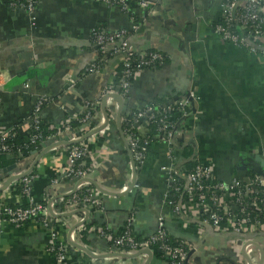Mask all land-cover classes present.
I'll list each match as a JSON object with an SVG mask.
<instances>
[{
    "label": "crops",
    "instance_id": "0c3cea01",
    "mask_svg": "<svg viewBox=\"0 0 264 264\" xmlns=\"http://www.w3.org/2000/svg\"><path fill=\"white\" fill-rule=\"evenodd\" d=\"M129 1L131 8L138 10L139 0ZM151 1L157 3L155 12L143 19L141 32L131 42L137 52L157 51L171 62L162 69L144 71L135 80L130 106L138 110L155 99L194 92L199 98L195 106L201 111L196 134L205 147L203 160H212L219 177L229 178L234 158L264 154V51L239 49L214 35L212 26L220 15L222 0ZM12 2L0 0V127L25 121L37 96L51 95L54 100L43 113V123L51 129H61L66 117L81 114L85 101L96 99L112 86L122 62V58L113 59L99 74L84 75L87 66L98 57L91 40L92 30L102 27L113 32L129 29L131 23L119 8L92 0H37L34 19L26 11L12 7ZM62 106L66 111L61 110ZM107 106L115 107L117 112V103L111 100ZM113 128L116 131L111 129L107 139L92 137L86 141L91 162L96 166L93 177L105 187L118 179L127 184L133 176L129 156L118 145L121 137L117 126ZM61 139L66 141L67 136ZM152 149L158 156L149 162L147 171L138 173L142 192L136 202L133 194L109 197L105 200L106 211L93 209L88 222L78 230L91 226L90 229L108 227L119 232L126 226L134 203L138 212L135 234L143 237L156 229L157 219L164 211L159 166L166 161L167 152L158 143ZM68 164V158L56 154L55 149L41 158L33 170L38 174L32 184L37 201L49 193L60 195L73 190L72 181L49 187L53 177L64 173ZM0 199L11 201L9 189L0 193ZM81 217L77 213L62 219L65 225L59 233L60 240L67 242L68 230ZM175 221L167 216L173 239L197 241L195 230L187 227L188 223L197 224L195 217L183 223ZM205 230L207 236L191 264H217L221 252L232 249L231 240L210 228ZM80 239L91 252L108 249L90 233ZM49 240V231L39 222L23 227L4 225L0 230V264H61L47 251ZM77 253L85 264L90 262L87 253L76 250ZM103 257L94 264H109L111 258ZM142 263L136 259L125 262ZM151 264L169 263L157 254Z\"/></svg>",
    "mask_w": 264,
    "mask_h": 264
},
{
    "label": "built area",
    "instance_id": "2783aa9c",
    "mask_svg": "<svg viewBox=\"0 0 264 264\" xmlns=\"http://www.w3.org/2000/svg\"><path fill=\"white\" fill-rule=\"evenodd\" d=\"M92 1L109 8H119L128 16L131 27L113 32L102 27L92 30L91 40L97 48L98 57L87 66L84 75H97L101 68L111 60L122 58V62H120L124 66L122 77L118 82L114 77L112 86L101 91L96 99L85 101L81 114L66 117L61 129H51L43 123V113L54 100L51 95L37 96L33 109L25 121L16 123L9 128L0 127L1 154L10 156L18 153L17 155L21 157L22 151H14L7 143L18 137L23 138L26 144L41 147L39 152L32 153L29 158L14 164L13 166L16 168L12 172L0 171V188L8 178L26 174L24 178L9 186L11 201L6 202L0 199V230L4 225L23 227L29 222H39L50 234L47 251L58 262L61 264H85L83 257L79 256L80 253L76 254L77 249L73 248L68 241L60 240L59 233L65 224L62 219H56V217L83 210L82 217L78 222L82 223L85 220L86 211L89 213V220L93 209L106 211L105 200L113 197L102 194L89 183V180L97 181L93 177L96 166L91 162V153L86 143L88 139L76 145H58L53 148L56 150V154H64L68 158L69 164L64 173L56 174L53 177L49 187L53 188L62 181H72L73 190L60 195L49 193L44 199L37 201L33 196L32 184L38 178V174L35 171L31 173L29 171L40 153L52 145L62 142H77L87 134L100 129L102 130L90 138L107 139L111 129L116 126L117 112L115 107H107L109 118L106 121L100 104L104 96L118 94L124 101L122 124L131 118L129 121L134 125V129L130 130H135L138 134V136L133 134L127 136L128 131L124 132L138 173L148 170L146 163L149 161V157L147 153H144L143 147L151 146L147 139L149 126L153 122H157L160 127L158 144L162 145L167 152L166 161L159 166L164 183L161 193L164 211L157 219L156 229L143 237L137 236L133 229L138 215L137 205L134 203V208L129 211L130 215L122 234L113 232L112 228L108 227H93L89 232L86 229L78 230L80 229L78 228L70 235V240L82 245L80 238H85L86 233H90L99 243L103 242L104 246L108 247L101 253L92 252L96 257L109 254L136 256L144 250H149L152 254L149 264L157 254H161L169 264H191L193 255L198 252L201 243L207 236L205 229L210 228L213 233L215 232L226 240H231L233 245L232 249L221 252L217 264H261L262 262L264 264L260 251L264 250V173L259 174L253 170V168H261L264 172V154H249L243 158L239 155L234 158V161L231 162L233 171L229 178L223 179L217 174L218 171L212 160H203L205 147L196 134L197 119L200 117L201 111L195 106L198 104L199 98L194 92L189 91L187 95L178 98L169 96L159 107H154L152 104L144 105L138 110L131 107V92L135 80L144 71L157 69L156 64L160 65V69L166 66L162 63L165 57L163 54L157 51L137 52L131 42L132 38L141 32L142 23L145 22L143 19L154 14L157 3L151 0H139L138 10H133L129 0ZM11 5L26 11L34 19L37 0H13ZM219 11L220 15L213 23L214 28L212 26L214 35L239 49H247L252 52L264 51V0H222ZM134 16L140 19L139 23L135 22ZM234 23L239 26V33L233 31ZM29 87L28 84L25 85L26 90ZM61 110L66 111L63 106ZM73 122H78L81 126L73 128L71 126ZM51 131L57 133H50ZM64 135L67 136L66 141L61 139ZM141 138H144L142 144ZM118 143L120 150L126 152L121 138ZM186 148L192 149V154L187 159H182L180 154ZM257 158L260 161L257 162ZM188 163L195 167L189 170L186 167ZM128 165L131 169L130 161H128ZM241 167H244L245 170H239ZM120 182V179L115 180L106 187L98 182L97 184L103 190L114 194L128 192L127 184ZM18 186L21 188V192L16 188ZM141 192L142 185L138 175L133 190L126 196L133 194L136 202ZM172 193L181 196L176 203L171 200ZM58 196H63V198L52 201ZM15 205L17 207H13ZM169 215L180 223L186 222L191 216L195 217L197 224L188 223L187 227H192L195 230L197 241L192 243L182 240L183 243L179 245L169 243L168 240L173 238L169 231V222H167ZM223 223L225 228H221ZM138 238H141V241H138ZM134 259L145 264L149 255H140ZM95 261L96 258H91L88 264H94ZM115 261L125 264L128 260L125 261L120 257L112 258L109 264H116Z\"/></svg>",
    "mask_w": 264,
    "mask_h": 264
},
{
    "label": "water",
    "instance_id": "95a60500",
    "mask_svg": "<svg viewBox=\"0 0 264 264\" xmlns=\"http://www.w3.org/2000/svg\"><path fill=\"white\" fill-rule=\"evenodd\" d=\"M110 100H112L114 103H117V113H116V116H117V119H116L117 131H118V133H119V135H120V137H121V140H122V142H123V144H124V147H125V149H126V152H127L128 156H129V161H130V163H131L132 170H133V176H132L131 181L127 183L128 192H126V193H124V194H114V193H112V192H108V191H106V190H103V189L97 184V182H95V181H93V180H89V183H90L91 185H93V186H94L99 192H101V193L104 194V195L113 196V197H123V196H126L128 193H130V192L133 190V188H134V186H135V184H136V181H137L138 171H137V168H136V164H135V161H134L133 154H132V152H131V150H130V148H129L128 141H127V139H126V137H125V135H124V132H123V130H122V111H123L124 101H123V99L121 98V96L118 95V94H108V95L104 96V97L102 98V100H101V104H100L101 112H102V114L104 115L105 120L108 121L109 116H108V112H107V107H108L107 104H108V101H110ZM101 130H102V129H100V130H96V131H94V132H91V133L87 134L84 138H82L81 140H79V141H77V142H62L61 144H55V145H52V146H50V147L44 149V150L40 153V155L34 160L32 166H31V168H30L29 173H31V172L34 170V168H35V167L37 166V164L40 162L41 158H42L47 152H49L50 150H52L54 147H56V146H58V145L72 146V145L79 144V143H81V142H83V141L89 139L91 136H93L94 134L98 133V132L101 131ZM256 160H257V162L260 161L259 158H257ZM15 168H16V166H10L9 168L5 169L4 172H6V173L12 172ZM239 170L244 171L245 168H244V167H241V168H239ZM253 170H254L255 172L259 173V174H263V173H264L263 170H262L261 168H258V169L253 168ZM25 176H26V174H24V175H22V176H18V177H10V178H8L7 181H6V182L3 184V186L0 188V193L3 192L4 190H7V189L9 188V186H10L13 182L18 181V180L24 178ZM60 198H63V196H58L57 198L53 199L52 201H54V200H58V199H60ZM82 212H84V211H83V210H78V211H76V212H74V213L62 214V215L57 216L56 219H57V218L63 219V218H65L66 216H72V215H74V214L82 213ZM85 213H86V217H85L84 222H82V223H77L75 226L71 227V229L69 230V232H68L69 234H68V237H67V241H68V243H69L73 248H75V249H77V250H81V251L87 253L91 258H96V259H98V258H100V256L96 257L91 251L87 250L85 246H83V245H79V244H77V243H75V242H72V241L70 240V235H72L73 232H74L75 230H77L79 227L83 226V225L88 221L89 213H88L87 211H86ZM260 251H261L262 260H263V259H264V250H260ZM140 255H149V259L147 260V262H146L145 264H149V263H150L149 260H150L152 254L150 253L149 250H144V251L140 252V253H139L138 255H136V256H124V255H119V254H109V255H104L103 258H105V259H109V258L112 259V258H113V259H114V258L120 257L121 259H123V260L126 261V260L134 259V258H136L137 256H140ZM261 264H263V262H262Z\"/></svg>",
    "mask_w": 264,
    "mask_h": 264
},
{
    "label": "trees",
    "instance_id": "16d2710c",
    "mask_svg": "<svg viewBox=\"0 0 264 264\" xmlns=\"http://www.w3.org/2000/svg\"><path fill=\"white\" fill-rule=\"evenodd\" d=\"M129 3H130V1H129ZM135 22L136 23H139L140 22V19L138 17H135ZM221 23H223V21H221ZM213 28H214V26H213ZM232 28H233V31H236L237 33L240 32L239 26L236 23L233 24V27ZM258 51H260V50H258ZM151 52H154V51H151V50L148 51V53H151ZM169 62H170V60H168L167 56H165L163 58V62L162 63L169 64ZM155 67L156 68H159L160 65L159 64H156ZM123 71H124V66L122 64H120L117 67L116 71H115V81L116 82H118L121 79ZM164 102H165L164 99L163 100L155 99L153 102H150L148 104H152V106H154V107H159ZM129 120H131V118H129L127 122H125V123L122 124V130H123V132H127L128 131L127 136H128V134L129 135L130 134H133V135H137L138 136V134L136 133L135 130H133V131L130 130L131 128H133L134 125ZM71 126L73 128H77V127L81 126V124L78 123V122H73L71 124ZM159 128L160 127H159V125H158L157 122L156 123L153 122L149 126V132L147 134V139L149 140L151 146H148V147L147 146H144L143 147L144 153H147L148 154V157H149V161L146 163V165H150L149 162H152L153 159H156L157 156H158V155H156V154L153 153L152 146H154L155 144H157L158 141H159L158 140V136L160 134ZM50 133L56 134L57 132L56 131H51ZM116 135L118 136L117 133H116ZM143 139L144 138H141L140 139L141 144L143 143ZM7 143L14 149V151L21 150L22 151V154H21V157H20V156L17 155L18 153H14V154H12L10 156L7 155V154H3V153L1 154L0 153V171L1 170H5V169L9 168L10 166H13L14 164H17L18 162L22 161L23 159L29 158L32 153L39 152L40 149H41V147L39 145H29V144H26L25 141H24V139L21 138V137H18V138L9 140ZM163 149H164V147H163ZM191 154H192V149L186 148L185 150H183L181 152L180 157L182 159H187L188 157L191 156ZM186 167H188L189 170H192L195 167V165H193L191 163H188L186 165ZM122 182L123 181L121 180L120 183L122 184ZM123 183H125V182H123ZM16 188L19 190V192H21V188L19 186L16 187ZM138 195H139V193L137 192V196ZM180 197L181 196L179 194L172 193L171 200L174 203H176L179 200ZM13 207H17V205H15ZM90 227L91 226H86V230H89ZM225 227L226 226H225L224 223L221 224V228H225ZM123 232H124V230L121 228V229H119L118 234H122ZM138 241H141V238H138ZM168 241H169V243L174 244V245H179V244H182L183 243L182 240H175L173 238H170ZM158 256L160 257L161 254H158Z\"/></svg>",
    "mask_w": 264,
    "mask_h": 264
},
{
    "label": "rangeland",
    "instance_id": "374dc122",
    "mask_svg": "<svg viewBox=\"0 0 264 264\" xmlns=\"http://www.w3.org/2000/svg\"><path fill=\"white\" fill-rule=\"evenodd\" d=\"M115 126V125H114ZM112 130L115 132L116 130H115V128H112ZM206 155V154H205ZM143 264V263H142Z\"/></svg>",
    "mask_w": 264,
    "mask_h": 264
}]
</instances>
